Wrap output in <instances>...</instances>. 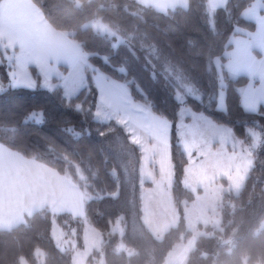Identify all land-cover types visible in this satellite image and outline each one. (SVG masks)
<instances>
[{
  "label": "trees",
  "instance_id": "16d2710c",
  "mask_svg": "<svg viewBox=\"0 0 264 264\" xmlns=\"http://www.w3.org/2000/svg\"><path fill=\"white\" fill-rule=\"evenodd\" d=\"M253 1L228 0L211 13L208 0H189L188 7L163 13L137 0H32L55 30L80 45L92 66L126 85L135 101L172 123V196L179 220L161 237L146 224L143 190L152 184L142 181L141 149L118 123L94 118L98 89L91 72L87 86L69 98L62 87L41 88V77L33 68L36 89L9 87L3 63L0 144L71 178L88 200L83 218L44 208L24 223L0 230V264L23 260L73 264L75 250L84 249L86 225L100 236V246L86 264H165L176 245L195 236L185 218L186 208L195 200L183 185L189 159L176 131L182 106L231 127L249 147V131L263 136L252 149V167L242 188L222 196L219 228L197 226L203 234L197 236L185 264H264V106L255 113L246 111L240 89L248 80L230 77L223 69L227 109L220 111L219 73L214 64L229 48L236 27L254 30L242 17ZM96 19L112 34L96 31L90 23ZM188 87L199 99L189 96ZM179 93L188 94L184 102ZM55 224L66 237H73L76 246L56 245ZM37 251L43 252L42 262Z\"/></svg>",
  "mask_w": 264,
  "mask_h": 264
},
{
  "label": "crops",
  "instance_id": "0c3cea01",
  "mask_svg": "<svg viewBox=\"0 0 264 264\" xmlns=\"http://www.w3.org/2000/svg\"><path fill=\"white\" fill-rule=\"evenodd\" d=\"M137 1L141 3L142 0ZM227 1L228 0H208V9L213 13L218 8L225 6ZM150 3L152 4L150 6L158 11L167 12L179 7H188L189 0H187V3H184L183 0H151ZM242 17L254 25V30L251 31L247 28L236 27L234 34L229 38V48L224 52L223 58L214 59V64L218 73L224 69L230 77H245L248 80L247 84L240 89L241 97L243 99L245 95H248L251 101L255 104V112H258L259 109L264 106V88L261 87V81L259 78V74L264 72V64L259 63L264 61V0H254L251 6L242 12ZM0 49L2 50L1 55L4 59L12 57L18 62H31V69H35V72L44 79V76L41 73V67H43L47 71L48 84L53 80H60L67 76L64 72L62 73V68L65 67L69 70V68H72L79 60L81 62L83 61L82 64H85L86 60L80 45L71 40L65 32L55 30L32 0H2L0 5ZM253 61H255V63H253ZM249 67L257 72L255 77L248 74ZM99 76H103L101 77L103 79L100 78V81H96L98 84V101L102 102L101 95H104L103 89H100L103 85L102 83L108 86L113 84L111 82L115 83V80L112 81V79L105 74H99ZM33 78L34 79L30 77V80H26V83L23 85L30 89L35 88L37 86V80L36 77L33 76ZM33 82L35 87H29L28 84ZM102 87L105 89L104 86ZM122 92L126 103H128V101L131 105L138 103V101L133 99L128 87ZM220 93H224L225 95L224 106H221L220 104ZM141 105H135V108L132 110L130 109V112L137 110V115L141 112L145 114L146 110L149 109H147L146 105L142 103ZM218 109L222 112H226L225 90L223 92L219 90ZM248 111L255 113L251 109ZM196 115L202 116L200 117L201 122L204 123V126L211 127V129L215 131L217 137L213 149H217L218 151L212 159L211 169L224 170L226 167V173H235L237 167H235V165L238 164L239 156H245L246 161L242 168V180L236 190L233 188L232 191H235L234 193L238 192L242 188L252 167V148L239 139L231 127L217 124L203 114L197 113ZM157 118L159 117L157 116ZM151 120L154 121L153 119ZM189 121L190 124L187 123L186 125H191V120ZM132 123L138 128H141L142 125L144 126V123L136 122V120L133 119ZM193 127L194 126H192V128ZM138 131L142 138L147 135L150 140V136L152 135L150 132L146 134L144 132L141 133V130L139 129ZM249 132L251 134V132L254 131ZM197 136H200L201 145L198 144L196 149L200 150V148L203 147V142L201 140L202 134L198 132ZM251 136L254 138L252 134ZM223 139H225L226 144ZM261 139H263V136H261ZM252 142L255 143L253 139ZM142 143H144V140H142L140 144L143 147ZM260 143L261 140L260 142L257 141L258 145ZM137 144L139 145V142ZM219 145H227V152L224 151L225 153H223L221 149L219 150ZM258 145L256 147H258ZM182 149L188 157L186 149H184L183 146ZM142 150H144V148ZM246 151L247 153H245ZM194 154L196 157L197 152H194ZM148 156L149 160H151L150 164L155 166L153 177L159 180L158 159L156 156H153L152 152H150ZM194 159L191 163L196 164L197 161L200 163V161L202 162L205 160L206 156L201 153V156H199L197 160ZM142 164L145 165V160ZM168 165L171 166L170 169H173L171 162ZM188 166L189 164L186 167L185 173L189 170ZM141 172H144L143 168ZM171 173V176H167L168 184L170 186L158 182V185L156 186L157 189L152 185L149 189L144 190L146 194L150 196L151 200L147 201L148 205L146 206V209L143 200L144 220L158 237H161L170 227H172L170 224L165 226L164 223L166 222V217L157 214L161 209L164 210L166 208V206L161 203L163 201L160 199L161 196L167 201V207L172 208L174 206V211L177 212L171 192L174 179L173 170H171ZM217 175L219 176V174ZM214 181L216 180H213L211 183ZM144 182L147 181L145 180ZM222 188L224 190L221 189L214 194V206H216V210L219 207L223 194L226 191L229 192L228 190H225V184ZM204 193L205 191L201 189L198 192L199 195H203ZM48 197H50L51 203H56L52 212L56 214L70 213L74 217L79 218L85 216L86 197L84 192L75 185V183L69 178L59 174L56 170L32 159L25 158L21 154L11 151L0 144V230H9L16 227L24 223L27 217L31 216L34 212L39 211L40 208L49 206L47 202ZM35 200L46 202L47 205L40 204V207L37 209V207H35ZM196 201L197 198H195L186 210L194 205ZM161 205H164V208H160ZM175 214L176 213H173L174 219L178 217H176ZM153 216L155 217V221H153ZM173 223L175 226L177 221ZM183 250L184 255L187 256L190 248H188V245H185ZM185 256L182 263L185 261Z\"/></svg>",
  "mask_w": 264,
  "mask_h": 264
},
{
  "label": "rangeland",
  "instance_id": "374dc122",
  "mask_svg": "<svg viewBox=\"0 0 264 264\" xmlns=\"http://www.w3.org/2000/svg\"><path fill=\"white\" fill-rule=\"evenodd\" d=\"M150 1L151 0H142L141 4L145 6H150L152 5ZM165 12L166 11H164L163 13ZM90 23L92 27L96 31H99L101 34H106V33L109 34L111 32V30L107 27V25L104 24L99 19L93 20ZM1 54H2V50L0 51V62H3L5 66H7V60L4 59ZM84 55L86 57L85 64H82L83 61L81 62L79 60L78 63H76L72 68H69V70L65 67L62 68L61 70L62 73L64 72L65 74H67V76L60 80L56 79V82L54 85L51 82L50 84H48L50 87H44V79L40 76L41 77V80H40L41 88L52 90L55 88L62 87L66 97L70 98V97L76 96L78 93H80V91L84 87L87 86V74L88 73L91 72L94 83H96V81H100V78L103 76H99V74L103 75L104 73L98 71L94 66H92V64L88 60V55L85 53ZM32 75L33 73L31 71V78L34 79ZM17 80H18V86L13 87V88H18L19 86L25 87V85H23L26 83L25 79L18 77ZM219 82H220L219 83L220 85H223V87L220 88L221 92H223L225 90V83H224V78L222 77V70L219 71ZM111 83L113 84H110L108 86L102 83L103 84L102 86H104L105 89L100 85L101 86L100 89L101 90L103 89L104 95H101V98L104 101V104H103V101L102 102L98 101L99 100V97H98V100H97L98 102L97 104H95L94 118L100 122L114 121L118 123L121 127L124 128L126 132L131 134L130 139L132 142L136 144L139 142V147L141 146L140 145L141 141L144 140V143H142L143 147L142 146H141L142 148L140 147L141 152H142L141 161L143 162L145 160V165H143L141 162V171H142V168L144 170V172H141L142 181L146 180L147 182H150L152 185L155 186V189H157L156 186L158 185V182L163 183L167 186H170L168 184L167 176H171L172 175L171 170H173V169H170L171 166L168 165L170 164V162L172 165L171 147H169L171 132H172V123L160 116H158L160 119L157 118V115L148 107L147 109L149 110H146L145 114L141 112L140 114L137 115L138 113L137 110L130 112L132 109L135 108V105H139V104L141 105V103L138 102V103H135L134 105H131L129 101H128L129 104L126 103L124 100L122 91H124V89H127V86L124 84H121L118 81H115V83L114 82H111ZM96 86L98 88L97 83H96ZM188 88H187V93L189 94V96L192 95V97L199 99V96L196 95L193 90H191L192 87H188ZM188 94L179 93L178 95L179 100L184 102L185 97ZM217 108H218V101H217ZM196 114L197 112H194L191 107L182 106L178 114L177 126H176L179 144L183 146L184 149H186V152L189 157L188 158L189 159V163H188L189 170L187 171V173H185L186 175L183 181V185L184 187H187L195 195V198H197V201L195 202V204L192 205L185 212L187 227L191 231L194 232L195 236L190 238L184 244L182 243V244L176 245L171 251V253L169 254L165 264H175L177 262H179L177 264L186 263L188 255L187 256L184 255L183 248L185 247V245H188V248H190V251H191L193 247L195 246L197 236L203 234L202 232H199L197 230L198 225L201 224L203 226H215L219 228L220 213L218 212V209L217 210L215 209L216 206H214V194L220 191L221 189H223L222 187H224V184H225V190L233 191V188L234 190H236L243 176L242 168L244 167V162L246 161L244 155L239 156L238 164L235 165V167L237 166L235 173H230V174L226 173L227 172V170L225 169L226 167L224 168V170H221V169L214 170V168L211 169L212 159L215 157V154L218 151L217 149H213L214 143L215 141H217L216 140L217 137H216L215 131L212 130L211 127H208L206 125L204 126V123L201 122L200 117L202 116H197ZM132 119L136 120V122L144 123V126L142 125L141 128L136 127L135 124L132 123ZM151 119H153L154 121H152ZM189 120H191V125H186L187 123L190 122ZM192 126L194 127L192 128ZM138 129L141 130V133L144 132L148 134L150 132V134H152L150 136V140L148 139L147 135H145L142 138ZM198 132L202 134L201 140L203 142V147H201L200 150L196 149L198 144L201 145L200 136H197ZM251 134L254 137L252 138L253 141H255V143L252 142L251 148L256 149L257 148L256 146L258 145L257 141L260 142V140L262 141V139H261L260 134L257 131L251 132ZM223 140L226 144L225 139ZM150 142H152L153 145ZM219 146H220L219 150L221 149L223 153L227 152L226 150L227 145L225 146L219 145ZM143 148L144 150H142ZM247 151L245 153H247ZM150 152L153 153V156H156L159 162V174H160L159 180L153 177L154 172H155V166L153 164H150L151 160H149V156H148ZM194 152H197L196 157H195ZM201 153L204 156H206V159L203 160L202 162L200 161V163L199 161H197L196 164L191 163V161H193L194 158H195L194 160H197V158L201 156ZM237 169H241V170H237ZM185 172H186V168H185ZM217 174H219V176ZM64 177H67V176H64ZM69 179L74 183V181L71 178ZM213 180H216V181L211 183ZM200 189L205 191L203 195L198 194ZM206 193H207V196H206ZM84 194H85V197H87L86 192H84ZM160 199L163 200L161 203L164 204L166 208L164 210L161 209V211L157 214H161V216L163 215L166 217V220H165L166 222L164 223L165 226L169 224L170 226H174L173 222H176V221L178 222L179 220L178 211L177 210H176L177 212L174 211L175 208H173L174 207L173 204H172L173 206L172 208L167 207V201L164 199V197L161 196ZM87 200L88 198H86V201ZM143 200H144L145 209H146V206L148 205L147 201L150 200V196H148L144 190H143ZM47 202L50 207L44 206L42 208L43 209L46 208L48 210L52 208L50 210L52 212V210L54 209V205L56 203H53V202L51 203L50 197L47 198ZM40 204L47 205L46 202H40L38 200H35V207H37V209L40 207ZM164 205H161L160 208H164ZM42 208H40L39 210H41ZM173 213H176L175 214L176 217L178 216L177 218L175 217L176 219H174ZM153 221H155L154 216H153ZM175 225H177V223H175ZM53 238H54L56 245L61 249L71 248V247L76 246L77 244V243H74L75 240H73V237L72 238L66 237L63 230L57 224H55V227L53 230ZM99 246H100L99 233L91 225H88V226L86 225L85 230H84V249L75 250L74 255H73V264H86V260L89 254L94 249L99 248ZM176 247H179V248H176ZM190 251L188 252V254L190 253ZM184 256H185V261L184 263H182ZM36 257L40 262H42L44 258L43 252L37 251ZM22 264H28V263L25 260H23Z\"/></svg>",
  "mask_w": 264,
  "mask_h": 264
},
{
  "label": "snow or ice",
  "instance_id": "6c2138e0",
  "mask_svg": "<svg viewBox=\"0 0 264 264\" xmlns=\"http://www.w3.org/2000/svg\"><path fill=\"white\" fill-rule=\"evenodd\" d=\"M7 66L6 71L9 77V86L10 87H16L18 86V80L17 78H23L25 80H30L31 77V62L24 61V62H18L12 57H7ZM255 63V61H253ZM259 63L264 64V61H261ZM0 64H3V62H0ZM41 73L44 76V87H50L47 82V71L41 67ZM248 74L252 77H255L257 75V72L252 70L251 67L248 69ZM259 78L261 81V87L264 88V72L259 74ZM29 87H35L34 82L28 84ZM223 85H220V88H222ZM220 104L221 106H224L225 104V95L224 93H220ZM241 106L245 108L246 111L252 110L255 112V104L251 101L250 97L248 95H245L241 101Z\"/></svg>",
  "mask_w": 264,
  "mask_h": 264
},
{
  "label": "clouds",
  "instance_id": "9594fccd",
  "mask_svg": "<svg viewBox=\"0 0 264 264\" xmlns=\"http://www.w3.org/2000/svg\"><path fill=\"white\" fill-rule=\"evenodd\" d=\"M184 3H187V0H183Z\"/></svg>",
  "mask_w": 264,
  "mask_h": 264
}]
</instances>
